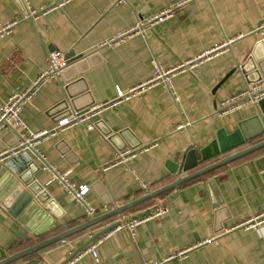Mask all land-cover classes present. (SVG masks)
Returning <instances> with one entry per match:
<instances>
[{
	"label": "crops",
	"instance_id": "crops-1",
	"mask_svg": "<svg viewBox=\"0 0 264 264\" xmlns=\"http://www.w3.org/2000/svg\"><path fill=\"white\" fill-rule=\"evenodd\" d=\"M167 9L168 16L142 24L144 35L131 33L101 46ZM32 11L35 15L25 18ZM263 22L264 0H125L122 4L0 0V25L12 24L9 34L0 36V105L14 93L32 88L48 69L49 53L82 55L58 78L40 86L24 105L20 118L35 133L53 129L64 106L51 110L64 99L77 110L114 101L116 89L127 92L143 83L155 64L173 69L228 43L207 59L197 60L192 69L178 71L170 79V91L164 84L151 86L142 95L103 110L89 124L40 139L34 145L39 158L30 150L22 154L33 162L25 172L44 186L50 198L46 213L32 226L41 236L30 242L17 237L19 225L0 209V250L7 257L14 255L92 219L83 215L44 165L72 183L89 187L86 199L97 211L95 218L189 174L172 175L167 162L180 163L188 147H204L216 130L230 134L238 123L256 117L257 103L213 123L220 102L264 79ZM230 71L234 72L225 79ZM260 123L249 120L243 133L258 134ZM95 125L110 130L111 142ZM262 140L264 134L199 168ZM15 144L12 133L0 131V152ZM140 146L150 148L124 163L109 165L117 151ZM263 157L264 149L11 264H62L94 233L157 205L166 207L161 217L132 233L113 229L92 243L96 259L82 251L66 264H264V175L259 171ZM9 161L13 160L5 162ZM5 162H0V181L10 173ZM12 164V170H21V161ZM139 183L148 188L147 193ZM254 220L252 226L246 224Z\"/></svg>",
	"mask_w": 264,
	"mask_h": 264
},
{
	"label": "water",
	"instance_id": "water-1",
	"mask_svg": "<svg viewBox=\"0 0 264 264\" xmlns=\"http://www.w3.org/2000/svg\"><path fill=\"white\" fill-rule=\"evenodd\" d=\"M262 24V23H261ZM259 25V28L261 26ZM264 24V22H263ZM82 58V55H74L73 53H68L67 55L63 56V59L66 62V65H70ZM63 72V71H62ZM234 71H230L226 76L229 77ZM62 74V73H61ZM69 99H64L56 107H54L51 111H54L62 106H64L63 114L56 117V122L59 120L61 116H63L68 108V102ZM72 104V102H70ZM73 107V108H72ZM72 109H74V106L72 104ZM258 108V115L256 117H253L249 119L250 121H256L257 123H260L261 120L263 121V124L260 123V131L258 134L254 136H246L245 133H243V128L246 123H249V120L245 123H238L236 126V129L230 134H227L225 129L221 128L215 131L214 139H212L207 145L204 147L196 150L195 148L188 147L185 151L184 157L182 161L179 163H174L172 161H168L167 164L169 165V172L172 175L178 174V171L180 173H187L191 171L189 174H186L184 176H180L172 183L157 189L153 192L148 193L147 195L136 199L130 203H127L125 205H122L120 207H117L113 209L112 211L105 213L103 215H100L98 217L92 218L89 221L83 223L80 226H77L75 228H72L66 232H63L59 235H56L54 237H51L43 242L36 243L35 245L28 247L18 253H15L11 256H6L3 251L0 250V264H11L15 261H18L32 253H36L39 250L48 247L49 245H52L56 242L62 241L69 237L70 235H73L75 233L84 231L86 229H89L90 227H93L95 225H98L108 219H111L113 217L119 216L122 213L132 209L133 207H136L144 202H147L149 200H154L160 197L161 195L168 193L173 190H177L183 185L192 182L196 179H201L204 176L214 172L217 169H220L224 166H227L243 157H246L250 154H253L257 151H260L264 149V140L259 141L243 150H240L234 154H231L227 157H224L214 163H211L205 167L199 168L202 163H205L207 161H210L214 159L215 157H218L220 155H223L238 146L245 144L252 139L258 138L261 135L264 134V98L259 100L257 103ZM77 110V109H75ZM51 114V112H50ZM219 119L216 115L213 116V123H215V120ZM95 127L98 128L99 132L106 138V141L111 142L112 134L110 130L104 129L101 130L98 125H95ZM214 128V124L211 126V129ZM121 151V150H119ZM23 156H18L17 158L10 159L13 161H9L4 163V166L7 167L8 172L6 173L1 181H0V209L5 211L7 215H9L12 219L16 221V223L19 225L20 229L17 233V237L20 239H23L26 242L34 241L38 239L41 235L37 232V230H33L32 226L37 220L38 216L46 213L47 208L45 205L46 201L49 200V196L46 192H44V186L39 185V183L35 180L33 176H30L25 172V170L30 169L33 162L30 163L28 159H23ZM264 159V157H263ZM21 161L22 168H20V171L12 170L10 167L13 165L12 163ZM262 159H259L257 163H261ZM30 163V164H28ZM261 165V164H258ZM45 167V165H44ZM196 168H199L195 170ZM195 170V171H194ZM193 171V172H192ZM259 171H261V175H264V167H260ZM10 174L12 177H10ZM17 177V178H16ZM11 180L7 182V180ZM33 206L32 209H30V206ZM43 205V208H42ZM45 205V206H44ZM29 206V207H28ZM25 214V216H24ZM49 217V215L47 214ZM47 217V218H48ZM50 220V217L48 218ZM52 221V219H51ZM120 221H115L108 226H106L101 231L94 233L91 235L88 240L80 246L76 251H74L62 264H66L70 262L76 255H78L80 252L86 249L87 246L92 244L95 240H97L99 237L107 234L111 230L115 229L119 225Z\"/></svg>",
	"mask_w": 264,
	"mask_h": 264
},
{
	"label": "built area",
	"instance_id": "built-area-1",
	"mask_svg": "<svg viewBox=\"0 0 264 264\" xmlns=\"http://www.w3.org/2000/svg\"><path fill=\"white\" fill-rule=\"evenodd\" d=\"M113 3L122 4L125 0H112ZM58 6H61L59 4ZM170 14V10H165L159 13L158 15H154L147 19L146 21H139L136 23L134 27L125 31L124 33L117 35L111 41L102 43V45H106L114 40H117L123 36H127L131 33H140L144 35V29L142 24H152L156 20L161 19L162 17H166ZM35 15V12L32 11L29 14H26L25 18H31ZM12 24L9 25H0V36H5L9 34V30ZM264 27V24L261 28ZM228 43H223L221 45H216L212 49L204 52L201 57L197 60H201L202 58L207 59L213 53L219 52L221 48L225 47ZM48 69L41 74L37 80L34 82L31 89L25 92L14 93L9 97L6 103L0 105V131H9L12 133L16 139V144L14 146L9 147L0 152V162H5L10 159L17 158L18 156L25 154L26 151H32L36 157L39 158V155L34 152V145L42 138H45L49 135H53L54 132L73 127V126H81L84 124H89V122L96 118L103 110L108 109L112 106H116L118 104L128 102L134 97L142 95L146 92L151 86L164 84L170 88V79L178 72L185 71L186 69H192V65L197 63L195 61H188L185 63H181L177 67L173 69H165L162 66L155 64L153 70L150 74V77L131 89L127 92H123L119 89H116L117 98L114 101H107L101 103L99 105H93L86 110H75L72 108H68L66 113L59 118L56 122L55 126L52 130L42 131V132H32L30 131L23 121L20 118V113L30 98V96L42 85H44L49 79L58 78L61 75L64 68L67 66L65 60L63 59V54L60 52H52L48 54ZM264 97V79H261L260 82L252 85L247 88L242 93L237 96L231 97L229 99L223 100L220 102L218 110H216L215 115L217 117H222L226 114H231L240 109L243 106L249 104H256L259 100ZM174 100L176 98L174 97ZM63 114V113H62ZM92 128V126L90 127ZM150 146H140L136 149H123L121 151H117L115 153L113 161L109 165H118L126 162L127 160L136 156L137 153L142 151H147ZM43 169L46 171H51L54 179L62 185V187L69 193L72 198L80 205L81 211L83 215L87 218H93L96 214V209L90 205V203L86 199V195L89 192V187L85 185H77L75 183L70 182L65 175H62L48 166H45ZM141 189L144 192H148V188L143 184L139 183ZM166 212V207L163 205H157L153 207L146 213H143L138 216H133L127 220H121L119 225L115 229H125L128 233H132L135 228L144 224L148 221L157 219L161 217ZM262 219H264V213L261 215ZM257 220V219H255ZM254 220V221H255ZM249 221L246 224L252 226L256 221ZM85 252H89L95 259L97 258L96 246L94 244H90L86 247ZM182 253H177L175 256H181Z\"/></svg>",
	"mask_w": 264,
	"mask_h": 264
}]
</instances>
